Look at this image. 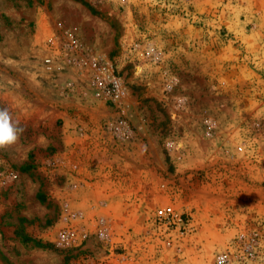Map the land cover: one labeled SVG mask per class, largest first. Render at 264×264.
I'll return each mask as SVG.
<instances>
[{"label":"rangeland","instance_id":"rangeland-1","mask_svg":"<svg viewBox=\"0 0 264 264\" xmlns=\"http://www.w3.org/2000/svg\"><path fill=\"white\" fill-rule=\"evenodd\" d=\"M0 108V264H264V0H0Z\"/></svg>","mask_w":264,"mask_h":264},{"label":"built area","instance_id":"built-area-1","mask_svg":"<svg viewBox=\"0 0 264 264\" xmlns=\"http://www.w3.org/2000/svg\"><path fill=\"white\" fill-rule=\"evenodd\" d=\"M100 84L101 83L99 82L98 85ZM111 85V89H108L105 92V96L109 99H115L118 97L119 83L116 80H113ZM104 88L106 89V86ZM83 218L84 216L81 213L69 215L66 221L70 224L74 223V225L66 226L56 234V244L63 248H72L85 242L89 237V233L82 227L81 224H79ZM154 218L157 223L176 230L180 236L185 234L186 224L182 220L181 215L176 213L173 207L166 206L157 209L154 212ZM95 221L96 237L101 242H105L106 244L110 243V228L108 219L106 217H100Z\"/></svg>","mask_w":264,"mask_h":264},{"label":"clouds","instance_id":"clouds-1","mask_svg":"<svg viewBox=\"0 0 264 264\" xmlns=\"http://www.w3.org/2000/svg\"><path fill=\"white\" fill-rule=\"evenodd\" d=\"M24 131L7 108H0V150L16 144Z\"/></svg>","mask_w":264,"mask_h":264},{"label":"crops","instance_id":"crops-1","mask_svg":"<svg viewBox=\"0 0 264 264\" xmlns=\"http://www.w3.org/2000/svg\"><path fill=\"white\" fill-rule=\"evenodd\" d=\"M94 193H95V192H94ZM94 193H93V194H94ZM95 194L97 195V193H95ZM96 195H95V196H96ZM104 196L108 197L109 200H114V198H115V197L112 195V193H111L110 191H109V192H105V193H104ZM112 196H113V197H112Z\"/></svg>","mask_w":264,"mask_h":264}]
</instances>
